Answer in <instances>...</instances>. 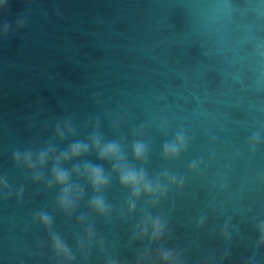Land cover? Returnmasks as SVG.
I'll list each match as a JSON object with an SVG mask.
<instances>
[{
	"label": "water",
	"instance_id": "obj_1",
	"mask_svg": "<svg viewBox=\"0 0 264 264\" xmlns=\"http://www.w3.org/2000/svg\"><path fill=\"white\" fill-rule=\"evenodd\" d=\"M4 24L0 175L12 195L0 197V264H164L161 248L183 264H247L252 256L264 264V245L255 246V224L264 220V182L256 179L264 173V142L254 152L246 146L253 132L264 135V0H7L0 32ZM67 116L76 132L59 149L97 131L119 140L131 160L132 141L144 139L149 175L184 177L183 187L170 186L148 208L168 222L161 240L133 238L145 199L129 213L128 192L115 174L104 193L110 216L89 209L92 190L77 177L84 196L67 216L55 207L58 188L14 165V150L42 146ZM142 125L143 134L134 135ZM181 126L188 147L164 160L161 147ZM82 159L111 168L95 152ZM193 160L202 163L190 171ZM40 209L54 216L53 230L74 260L56 257L48 231L32 221ZM201 215L205 223L197 228ZM225 224L230 239L221 234ZM89 226L95 236L81 248Z\"/></svg>",
	"mask_w": 264,
	"mask_h": 264
},
{
	"label": "clouds",
	"instance_id": "obj_2",
	"mask_svg": "<svg viewBox=\"0 0 264 264\" xmlns=\"http://www.w3.org/2000/svg\"><path fill=\"white\" fill-rule=\"evenodd\" d=\"M7 3V0H0V7ZM23 21L19 20L18 24ZM9 25L4 24L0 35H6ZM164 125L161 124L163 129ZM143 125L134 135H142ZM76 127L72 116H67L58 120L52 126V135L40 147L16 149L12 152V160L15 166L30 171L33 181H45L48 188L56 187L57 192L54 203L55 207L67 216H71L84 196L83 187L76 182L73 177L84 181L93 195L88 200L89 209L97 216L108 217L112 212V205L104 195L105 190L111 185L113 174H115L118 184L127 190V211L134 212L137 203L141 198L145 199L143 215L135 225L134 239L147 237L150 241H159L168 229L167 220L161 215H153L148 208L155 207L163 199L170 186L174 185L178 189L183 187L185 179L183 176L170 173L167 170L149 175L143 166L149 159V144L144 139H134L130 145L129 152L125 151V146L119 140H105L97 131L89 134L86 140L76 139L63 149L58 148V142L64 141L68 137L74 136ZM264 142V135L260 131L253 132L246 141V146L254 152L258 145ZM189 143L186 130L183 126L179 127L170 140H166L161 147V157L164 160L176 159L184 152ZM95 152L96 158L106 161L111 165L110 170H105L102 164H95L90 160L82 159L89 153ZM70 161H76L72 166L65 167ZM138 162L140 166H137ZM202 163L201 160H193L188 165L190 171L197 170ZM49 165L50 168L48 167ZM47 168L48 174L45 175ZM264 182V173L256 178ZM7 190V191H5ZM23 187L15 191L17 198H22ZM12 195V186L8 182L6 175H0V197L7 199ZM81 222L85 216L77 217ZM206 217L201 215L196 222L197 228L205 223ZM32 221L38 223L40 227L48 231L52 251L56 257L62 261L70 262L75 256L67 242L53 230L54 216L40 209L32 214ZM258 239L255 242L256 248L264 245V220L255 224ZM221 234L230 239L228 225L225 224ZM95 233L91 226L85 229V235L80 239V246L84 248L92 240ZM148 252L141 255L139 259H146ZM159 257L164 264H183L180 256L167 248L159 249ZM107 264H116V261L109 260ZM247 264H258L255 256L249 257Z\"/></svg>",
	"mask_w": 264,
	"mask_h": 264
}]
</instances>
